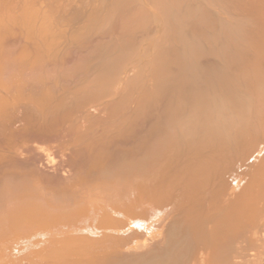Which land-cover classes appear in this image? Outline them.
I'll return each mask as SVG.
<instances>
[{
  "label": "rangeland",
  "instance_id": "374dc122",
  "mask_svg": "<svg viewBox=\"0 0 264 264\" xmlns=\"http://www.w3.org/2000/svg\"><path fill=\"white\" fill-rule=\"evenodd\" d=\"M159 1L165 20L155 0H0V264H180L187 244L178 224L185 200L200 193L188 207L239 204L241 222L255 224L257 241L245 240L246 225L225 264H264V217L250 211L264 204V158L247 172L221 165L185 194L167 180L162 193L155 181L175 156H164L167 140L179 137L165 122L182 99L165 90L140 105L152 57L141 50L161 29L179 37L184 60H168L172 75L194 69L212 101L220 95L207 78L241 85L249 36L264 33V0ZM261 53L252 122L264 113ZM134 74L140 83L128 80ZM120 154L119 179L93 171Z\"/></svg>",
  "mask_w": 264,
  "mask_h": 264
},
{
  "label": "bare ground",
  "instance_id": "6f19581e",
  "mask_svg": "<svg viewBox=\"0 0 264 264\" xmlns=\"http://www.w3.org/2000/svg\"><path fill=\"white\" fill-rule=\"evenodd\" d=\"M155 2L156 16L165 20L166 16L162 11H166V7L161 5L159 0H155ZM248 40L252 52L248 51L249 55H245L242 59V66L245 67L246 73L239 81V84L242 83L241 85H233L228 77L221 82H217L215 78L205 79V86L211 92L220 95V99L216 98L218 101H212L203 90L198 88L194 79L196 75L194 69H188L189 77L186 79H183L186 76L179 77V74H171L169 67L172 64L168 60L174 58L176 63H181L184 60L179 57L181 51L176 49L179 41L176 33L172 35L170 30L161 29L151 45H147V49L142 48V56L147 55L145 52L147 50L148 53L151 52L152 57L148 58L149 61L145 60L144 67H142V71L148 73V78L145 87H143V98L140 105L143 107L147 99L153 98L165 90L176 92L177 97L182 99V104L177 102L171 108L170 115L165 122L167 126H174L177 129L179 137L177 140L172 138L167 140L164 156L167 158L174 151L175 156L174 159L162 166L163 168L155 181L158 191L168 182L167 180H171L180 181L181 184L174 185L170 182L167 185L170 188L181 186L182 193L185 194L194 182L202 180L201 175H208L214 179L221 165H225L229 171L236 170L238 167L243 172H247L254 170L258 162L264 158V113L258 114L255 121L252 122L249 120L248 110L251 88L256 80L255 75L258 76L259 72L257 58H261L260 56L263 54L261 51L264 49V33L250 35ZM166 51L169 53L167 57L164 56ZM229 66L231 65H227V67ZM222 70L224 72L226 67H223ZM120 76L122 75L120 74ZM180 76L183 75L180 74ZM128 80L134 84L140 83V74H134ZM228 129H230L229 133H227ZM230 136L231 140L228 139ZM173 145L175 146L173 147ZM180 147H184V150L181 151ZM244 154L245 160H242L241 156ZM125 157V154H120L113 167L102 166L93 171L96 174H112L118 177L116 179H119L127 166L124 163ZM111 183H107L102 188H108L107 186H110ZM160 190L163 193V189ZM262 191L264 192V189ZM203 199H205V194L200 193L185 200L188 204L183 207L184 221H181L182 223H179L178 226L181 227L185 235V239L184 237L182 239L187 244V256L180 264H225V255L229 252V248L231 250L232 246L234 248V242L240 241L238 235L244 231L246 225L249 227L245 228L248 229L245 240L250 245L257 241L253 228L255 224L241 222V217L244 215L241 205H234L233 208L226 211L221 210L222 208L226 209L224 205L212 208L200 205L192 207L193 210L188 207L192 202ZM251 206L250 211L256 210L261 218L264 217V204ZM252 230L254 236L250 235ZM234 260H237L235 264L247 262L250 264L249 259L241 262L236 258Z\"/></svg>",
  "mask_w": 264,
  "mask_h": 264
}]
</instances>
